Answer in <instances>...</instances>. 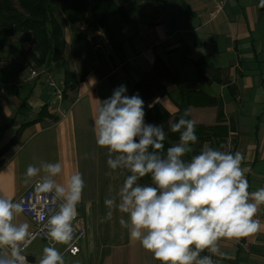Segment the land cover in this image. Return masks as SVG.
I'll list each match as a JSON object with an SVG mask.
<instances>
[{"label": "crops", "instance_id": "crops-1", "mask_svg": "<svg viewBox=\"0 0 264 264\" xmlns=\"http://www.w3.org/2000/svg\"><path fill=\"white\" fill-rule=\"evenodd\" d=\"M118 3L131 13L133 23L109 16L103 29L89 14L75 24L64 12L57 14L67 44L65 66L60 61L38 68L34 63L27 65L25 56L0 61L5 65L0 153L15 141L0 155V196L14 202L19 199L39 179L23 182L27 166H39L42 161L62 163L63 171L56 178L60 183L77 171L84 180L77 213L78 225L87 235L77 257L66 252L68 245L58 244L65 264H159L139 242L129 239L126 228L122 241L103 246L107 252L99 254L103 241L98 205L101 147L93 131L94 108L121 85L126 86L125 95L132 96L144 76L153 78L157 91L147 104H160L171 116L170 123L179 116L182 90H195L190 119L196 126L215 129L205 143L242 153V167L250 169L246 173L249 191L264 187V8L257 7L259 0H236L213 22L207 16L213 8L209 0ZM97 29L113 42L109 55L93 51L88 44V36ZM46 69L56 72L59 81H66V70L79 81L65 93L64 118L54 110L55 95L45 75L30 80L32 73ZM184 159L189 160V153ZM257 218L264 224V206ZM15 222L29 223L30 231L34 229L22 213ZM45 246L49 245L43 240L29 246L27 254L35 263L28 264H39ZM218 248L226 264H264V229L238 240L222 238Z\"/></svg>", "mask_w": 264, "mask_h": 264}, {"label": "clouds", "instance_id": "clouds-1", "mask_svg": "<svg viewBox=\"0 0 264 264\" xmlns=\"http://www.w3.org/2000/svg\"><path fill=\"white\" fill-rule=\"evenodd\" d=\"M257 7L264 8V0ZM126 91L121 85L99 101L92 118L96 144L107 149L108 167L130 173L117 192L119 202L105 199L108 211L101 222L112 219L114 208L126 214L119 223L129 239L139 242L159 264H216L212 257L220 254L222 238L238 240L264 229L257 218L264 206V187L249 191L250 169L242 167L243 154L205 143L199 154L185 160L198 140L195 121L189 119L191 109L169 125L179 140L164 153V127L146 124L143 99L138 93L129 97ZM62 171L61 162L42 161L39 166L29 164L24 174L25 184L39 177L37 198L51 195L55 206L46 212L32 209L35 219L43 222L40 233L53 242L43 248L39 264H65L55 244L70 245L73 240L85 184L78 171L58 182ZM147 175L152 183L141 185L138 181ZM24 211L23 200L0 196V264H28L23 252L39 233L31 232L29 223L15 222ZM205 251L211 255H201Z\"/></svg>", "mask_w": 264, "mask_h": 264}, {"label": "trees", "instance_id": "trees-1", "mask_svg": "<svg viewBox=\"0 0 264 264\" xmlns=\"http://www.w3.org/2000/svg\"><path fill=\"white\" fill-rule=\"evenodd\" d=\"M24 12L19 13L13 5L7 4L4 8L0 7V29L6 37H13L17 34H29L33 36V46L25 55V63L31 65L34 63L38 68H49L53 63L62 62L66 65L64 60L65 51L67 48L64 39L63 27L56 18V13L62 10L67 19L75 24L81 21L87 14H89L94 23L106 28V21L109 16H116L126 23H133L131 13L125 7L118 3V0H19ZM77 76L66 70V91L68 87L75 88L78 84ZM195 90L184 88L182 90L183 102L180 105L179 117L183 114L185 109L193 103L192 92ZM153 78L151 76H144L141 82L135 87L133 95L139 94L144 101V111L146 115L158 114L157 118H152L148 124L161 125L165 131V141L163 152L166 153L168 147L174 145L179 140V133H172L169 127L171 116L165 111L160 104H155L153 108H147L145 105L153 99L156 94ZM190 119V117H189ZM197 142L191 145L192 152L189 153V160L192 156L199 154L205 142L212 139L215 129H206L201 126H196ZM15 141L4 148L0 155L6 153ZM199 143L198 145H196ZM152 149H150L151 151ZM163 154V153H162ZM142 182L147 181L151 183L150 175L141 179Z\"/></svg>", "mask_w": 264, "mask_h": 264}, {"label": "built area", "instance_id": "built-area-1", "mask_svg": "<svg viewBox=\"0 0 264 264\" xmlns=\"http://www.w3.org/2000/svg\"><path fill=\"white\" fill-rule=\"evenodd\" d=\"M213 4V8L207 12L208 16V21L213 22L216 19H218L222 14L225 13L226 8L233 3L236 0H209ZM88 44L90 47L93 49L95 52H100V53H105L106 55H109L111 52L114 51V45L111 39L107 36L106 32L103 30H97L93 31L88 36ZM5 68V65L3 63H0V100L4 99V94H5V84L1 81V76L3 73V70ZM45 75L49 87L53 90L54 95H55V107L54 110H56L59 115H61L63 118L67 116L66 112L62 110V103L65 98V93H66V84L64 81H57L54 77V71L53 70H42L41 72H34L31 74L30 80H34L35 78ZM38 180V179H37ZM36 180V181H37ZM36 181L21 195L19 200L24 201V208L25 211L22 213L26 215L33 223L34 229L31 231L33 233H39L36 235V238L31 241L30 244L25 248L23 255L27 257L28 263H29V256L27 254V250L29 246L34 243L37 240H43L48 243L49 246L52 245V241L49 239L45 238L43 233H40V228L42 226L43 222L37 221L35 219V213L32 210L35 208L37 211L43 210L47 211L48 208L50 207H55L51 203V195L48 197H40L39 199L37 198V195L35 193V183ZM15 201V202H16ZM78 215L76 219L73 221L74 222V235H73V240L71 241L70 245L67 246L66 252L73 256L77 257L81 254L82 248H81V242L85 240L87 232L84 227H81L78 225ZM55 247H58V244H55ZM72 248H75V252L72 251ZM205 255H211V253H206ZM213 260L216 262V264H226V262L217 255H214Z\"/></svg>", "mask_w": 264, "mask_h": 264}, {"label": "rangeland", "instance_id": "rangeland-1", "mask_svg": "<svg viewBox=\"0 0 264 264\" xmlns=\"http://www.w3.org/2000/svg\"><path fill=\"white\" fill-rule=\"evenodd\" d=\"M7 4L13 5V7L17 9L19 13L24 12L23 8L21 7L19 3V0H0V7L4 8ZM62 12H63L62 10L58 11L56 13V18H58L57 14L62 13ZM33 45H34L33 36L31 33L29 34L19 33L13 37H6L0 29V61L4 62L9 59L23 58L25 55H28V51L32 48ZM54 77L57 81H59V76L56 75V72L54 73ZM149 105L150 104H146L145 106L149 109L155 106V104L152 107H149ZM158 116H159V113L153 114V115H148V114L146 115L145 113V117H144L145 123L148 124V122L152 118L155 119ZM169 124H171L170 121H169ZM106 160H107V149L101 148L100 180H99L100 181V199L98 203L99 210H100V217H101L100 221L102 220L103 217H105L106 212L108 211L104 203L105 199L115 197L118 203L119 198L117 196V192L119 188L122 186L126 176L130 174L126 170H122V169L116 170V171L111 170L108 167ZM138 182L141 185H148L152 183V182L148 183L147 181L142 182V180H139ZM121 216H124V218L126 219V214H122L118 211V209L114 208L112 219L101 222L102 231H103L102 239L100 238V240H103V241L100 242L101 248L99 250V254H101V256L107 252V249H104L103 246H106L109 243L110 244L119 243V241H122L124 239L126 229L123 228L119 223V219L121 218Z\"/></svg>", "mask_w": 264, "mask_h": 264}, {"label": "water", "instance_id": "water-1", "mask_svg": "<svg viewBox=\"0 0 264 264\" xmlns=\"http://www.w3.org/2000/svg\"><path fill=\"white\" fill-rule=\"evenodd\" d=\"M29 262L35 263V260L29 258Z\"/></svg>", "mask_w": 264, "mask_h": 264}]
</instances>
